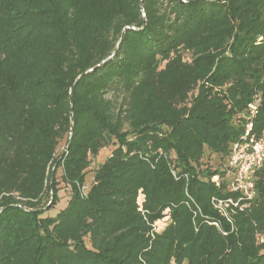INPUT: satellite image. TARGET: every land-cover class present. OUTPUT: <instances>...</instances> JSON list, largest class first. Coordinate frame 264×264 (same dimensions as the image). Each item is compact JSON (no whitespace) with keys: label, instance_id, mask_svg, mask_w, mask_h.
Here are the masks:
<instances>
[{"label":"trees","instance_id":"1","mask_svg":"<svg viewBox=\"0 0 264 264\" xmlns=\"http://www.w3.org/2000/svg\"><path fill=\"white\" fill-rule=\"evenodd\" d=\"M249 124L264 0H0V264H264V167L226 179Z\"/></svg>","mask_w":264,"mask_h":264},{"label":"built area","instance_id":"2","mask_svg":"<svg viewBox=\"0 0 264 264\" xmlns=\"http://www.w3.org/2000/svg\"><path fill=\"white\" fill-rule=\"evenodd\" d=\"M250 108L254 109L255 107L251 105ZM249 129L250 124L240 140L235 141L231 146L227 160L226 179L230 191L251 198L254 195V174L258 169L264 167V135L256 138L249 135ZM212 179L218 184V176H213ZM80 190L84 193L86 187L82 186ZM214 206L225 214L222 201H217ZM163 219L166 222V218ZM156 229L159 230L157 226Z\"/></svg>","mask_w":264,"mask_h":264},{"label":"rangeland","instance_id":"3","mask_svg":"<svg viewBox=\"0 0 264 264\" xmlns=\"http://www.w3.org/2000/svg\"><path fill=\"white\" fill-rule=\"evenodd\" d=\"M60 149V148H59ZM59 149L57 153L59 152ZM111 147L103 148L99 151L98 155L93 159L92 166L95 167L97 164L101 163L109 154ZM61 167H58L56 170V176L59 180L58 188L56 190L57 200L54 205L48 209H46L43 213L45 216H54L60 209L64 208L67 204L68 198L70 196V189L67 185L64 184L59 178L61 174ZM92 179V172L86 173L85 176V186H89ZM165 219H162L156 223L158 229H161L164 226Z\"/></svg>","mask_w":264,"mask_h":264},{"label":"water","instance_id":"4","mask_svg":"<svg viewBox=\"0 0 264 264\" xmlns=\"http://www.w3.org/2000/svg\"><path fill=\"white\" fill-rule=\"evenodd\" d=\"M53 168H55V166Z\"/></svg>","mask_w":264,"mask_h":264}]
</instances>
